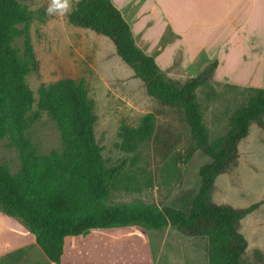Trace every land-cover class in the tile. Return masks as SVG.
<instances>
[{
    "label": "trees",
    "instance_id": "obj_1",
    "mask_svg": "<svg viewBox=\"0 0 264 264\" xmlns=\"http://www.w3.org/2000/svg\"><path fill=\"white\" fill-rule=\"evenodd\" d=\"M33 11L19 0H0V142L8 138L19 149L22 165L13 174L0 164V212L21 222L52 264H61L69 236L96 229L137 226L163 229L169 225L190 236L209 240L208 264H256L246 261V236L241 220L263 201L246 207L219 204L211 199L216 178L240 156L239 143L253 122L264 127V88L248 87V95L229 120L225 134L210 140L196 90L207 70L184 84L169 79L155 56L135 40L130 23L112 0H78L68 14L71 24L110 38L118 55L140 78L148 94L161 104L183 111L191 140L176 162L188 163L197 150L210 161L200 169L201 185L183 209L154 204H110L112 188L126 161L107 164L97 142V116L84 79L64 77L42 85L36 101L27 76L38 64L31 41ZM23 39V46L15 43ZM218 61L211 64L212 71ZM37 102L38 109L33 112ZM46 111L60 130L62 148L49 154L35 152L27 131ZM156 131V114L143 115L140 124L122 123L120 147L135 152Z\"/></svg>",
    "mask_w": 264,
    "mask_h": 264
},
{
    "label": "rangeland",
    "instance_id": "obj_2",
    "mask_svg": "<svg viewBox=\"0 0 264 264\" xmlns=\"http://www.w3.org/2000/svg\"><path fill=\"white\" fill-rule=\"evenodd\" d=\"M19 1L34 14L30 35L38 64L27 76V81L36 101L42 85L64 77L84 79L88 96L94 103L97 116L94 132L105 161L109 165L126 161L108 203L129 206L148 203L158 207L187 208L201 185L199 169L210 158L202 150H197L188 163L176 162V157L186 150L191 140L183 111L163 105L150 96L144 82L118 55L110 38L69 22L68 14L78 0H72V8L66 15L48 14L51 0ZM142 1L131 0L129 6L134 8ZM257 22L263 31V14L258 16ZM174 38L171 29L166 30L152 55L160 53ZM15 44L22 47L23 39ZM139 46L145 51L143 44ZM249 47L247 44L246 49ZM160 64L164 67L165 63L160 59ZM211 64L205 61L203 54L193 61H184L183 50H179L167 68H160L179 85L207 70L196 96L210 140L215 141L226 133L230 117L247 98L248 87L254 86L216 78ZM245 70L250 72V68ZM236 79L246 81L251 77ZM252 79L264 83V73L261 71ZM37 109L35 102L33 112ZM149 112L156 114L153 136L139 143L135 152L121 149L120 125L137 126L143 115ZM27 136L38 154H49L62 148L60 130L46 111H41L40 118L28 129ZM238 148L240 156L216 178L211 199L235 207L263 201L241 220L240 231L248 240L244 259L264 264V127L253 122ZM0 164L7 165L13 174L22 165L19 149L8 138L0 142ZM122 228L133 233L119 238L124 229L117 232L110 229L107 233L92 230L87 235L68 237L69 248L76 247V250H70L65 259L78 264H147L146 249L137 236L139 233L147 236L158 264H208L207 237L186 235L172 225L163 229ZM0 264L52 263L37 245L35 236L21 222L0 212Z\"/></svg>",
    "mask_w": 264,
    "mask_h": 264
},
{
    "label": "crops",
    "instance_id": "obj_3",
    "mask_svg": "<svg viewBox=\"0 0 264 264\" xmlns=\"http://www.w3.org/2000/svg\"><path fill=\"white\" fill-rule=\"evenodd\" d=\"M112 1L130 23L137 45L143 44L146 53L155 54L166 30L174 33L173 41L167 42L155 55L162 69L169 66L175 52L183 50L184 61H193L202 54L206 62L218 61L212 71L216 78L263 87L264 83L252 78L261 71L264 73V30H260L257 22L260 14L264 17V0H143L134 8L129 6L131 0ZM247 44L250 47L246 49ZM243 76L251 79H236ZM112 229L116 232L124 229L119 232V238L133 233L128 228ZM96 231L107 233L110 229ZM137 234L144 242L147 264H158L147 236ZM67 241L68 237L62 264H78L65 259L70 250H76V247L69 248Z\"/></svg>",
    "mask_w": 264,
    "mask_h": 264
},
{
    "label": "clouds",
    "instance_id": "obj_4",
    "mask_svg": "<svg viewBox=\"0 0 264 264\" xmlns=\"http://www.w3.org/2000/svg\"><path fill=\"white\" fill-rule=\"evenodd\" d=\"M72 8V0H51L47 12L48 14L66 15Z\"/></svg>",
    "mask_w": 264,
    "mask_h": 264
}]
</instances>
